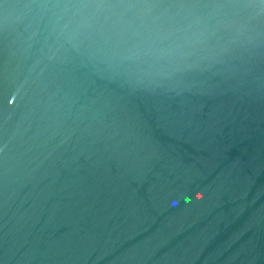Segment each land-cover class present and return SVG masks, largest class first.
Instances as JSON below:
<instances>
[{
	"label": "water",
	"instance_id": "95a60500",
	"mask_svg": "<svg viewBox=\"0 0 264 264\" xmlns=\"http://www.w3.org/2000/svg\"><path fill=\"white\" fill-rule=\"evenodd\" d=\"M0 264H264V0H0Z\"/></svg>",
	"mask_w": 264,
	"mask_h": 264
}]
</instances>
